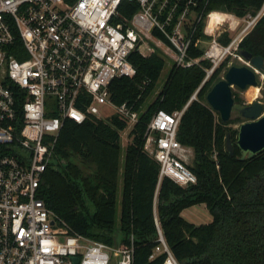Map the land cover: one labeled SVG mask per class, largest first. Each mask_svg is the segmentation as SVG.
<instances>
[{
	"label": "built area",
	"instance_id": "2783aa9c",
	"mask_svg": "<svg viewBox=\"0 0 264 264\" xmlns=\"http://www.w3.org/2000/svg\"><path fill=\"white\" fill-rule=\"evenodd\" d=\"M208 1L0 0V264H74V256L77 264H108L112 252L119 264H132V245L70 233L40 195L42 175L66 119L102 118L100 107L107 106V117L117 114L130 126L138 120L133 104L113 103L108 88L116 77L135 75L133 50L159 49L189 66L199 60L189 55L190 46L206 41L205 79L226 57L242 58L238 45L264 3L256 14L238 17L207 10ZM135 4L130 16L122 13ZM214 14L222 17L212 20ZM224 32L227 43L219 40ZM186 106L158 109L147 123L143 149L159 164V182L197 180L187 166L193 151L177 138ZM159 241L150 257L166 251L162 264H179L160 230Z\"/></svg>",
	"mask_w": 264,
	"mask_h": 264
},
{
	"label": "trees",
	"instance_id": "16d2710c",
	"mask_svg": "<svg viewBox=\"0 0 264 264\" xmlns=\"http://www.w3.org/2000/svg\"><path fill=\"white\" fill-rule=\"evenodd\" d=\"M263 3L209 0L207 10L243 17L256 14ZM136 8L135 4L122 13L130 16ZM200 33L201 29L196 36ZM229 39L228 32L219 36L222 43ZM238 48L260 55L264 61V13ZM202 53L203 47L192 44L189 55L199 58L198 63L183 66L173 62L152 100L165 59L159 49L150 55L137 49L130 53L135 75L116 77L108 87L113 103L133 104L139 111L128 132L130 142L122 165L125 119L112 114L106 118L89 115L82 123L64 121L52 160L42 175L40 195L70 233L110 246L132 245V264L163 263L166 251L150 257L160 244L159 230L179 264H264V151L249 155L236 144L238 127L232 124L245 121L239 113L244 103L236 92L228 122L207 103L206 94L224 75L230 57L205 79L211 62L202 59ZM186 104L177 138L193 151L187 166L197 180L187 186L168 177L159 182V164L143 149L147 123L158 109L173 111ZM227 134L232 153L226 149ZM201 203L211 215L209 222L193 223L181 215L183 209Z\"/></svg>",
	"mask_w": 264,
	"mask_h": 264
},
{
	"label": "water",
	"instance_id": "95a60500",
	"mask_svg": "<svg viewBox=\"0 0 264 264\" xmlns=\"http://www.w3.org/2000/svg\"><path fill=\"white\" fill-rule=\"evenodd\" d=\"M244 65L231 64L221 79L215 82L206 94V101L223 122L230 120L234 106L233 87L245 89L259 84L258 73L264 72V61L260 55H252L247 50H240ZM245 119L238 126L236 144L246 154L253 155L264 151V108L259 101H253L239 108ZM226 149L232 153L233 143L229 134L226 136ZM264 157V155H263ZM53 223V222H52ZM77 264L79 258H72Z\"/></svg>",
	"mask_w": 264,
	"mask_h": 264
},
{
	"label": "rangeland",
	"instance_id": "374dc122",
	"mask_svg": "<svg viewBox=\"0 0 264 264\" xmlns=\"http://www.w3.org/2000/svg\"><path fill=\"white\" fill-rule=\"evenodd\" d=\"M199 45L201 47H204L206 45V41L202 42ZM164 59H165V66H164V68L161 72V75L159 77L156 90L153 93V95L150 97L151 100L154 98L156 93L160 90V88H161V86H162V84L166 78L168 69L170 68L171 64L174 62L173 60H171L167 57H164ZM231 64L244 65V64H247V62L244 60L243 57L241 59H239L237 57H233V58L231 57L229 59L228 65H231ZM257 76H258V80H259V84L257 86H248L245 89H239V88L234 86L233 91L236 92V94L242 100L244 105L250 104L253 101H259L264 108V72L258 73ZM111 113H112V109H110L109 107H107V106L100 107V116L102 118L107 117V115H109ZM239 124L240 123H234V124H232V126L238 127ZM130 128H131V126L127 125V127L121 131V143H122V149H121V154H120V164L121 165H122L125 147H126L127 143L130 142V136L128 135ZM191 159L188 161V163L191 162ZM54 166L57 167L56 164H54ZM120 179H121V175H119V189L117 192V217H119V214H120V198H121V186H122ZM194 206H196V211L200 217V219L197 220V223L206 222V217L207 216L210 217V214H209L208 210L204 209L205 205L201 203V204H196ZM186 214H188V211H186ZM108 264H119L118 263V255L115 252L111 253L110 260H109Z\"/></svg>",
	"mask_w": 264,
	"mask_h": 264
},
{
	"label": "crops",
	"instance_id": "0c3cea01",
	"mask_svg": "<svg viewBox=\"0 0 264 264\" xmlns=\"http://www.w3.org/2000/svg\"><path fill=\"white\" fill-rule=\"evenodd\" d=\"M204 209L207 210L206 207ZM186 211H188V214H186ZM181 215H183L184 218H186L187 220H189L193 223H197V220L200 219V217L196 211V206H194V205L183 209L181 211ZM210 220H211V215H210V217L209 216L206 217V222H209Z\"/></svg>",
	"mask_w": 264,
	"mask_h": 264
},
{
	"label": "bare ground",
	"instance_id": "6f19581e",
	"mask_svg": "<svg viewBox=\"0 0 264 264\" xmlns=\"http://www.w3.org/2000/svg\"><path fill=\"white\" fill-rule=\"evenodd\" d=\"M221 17H222V15H220V14H214L212 20L220 19ZM250 86H255V85H250Z\"/></svg>",
	"mask_w": 264,
	"mask_h": 264
}]
</instances>
